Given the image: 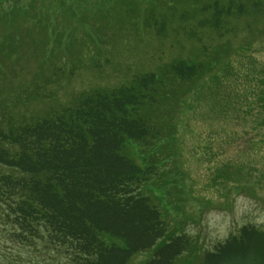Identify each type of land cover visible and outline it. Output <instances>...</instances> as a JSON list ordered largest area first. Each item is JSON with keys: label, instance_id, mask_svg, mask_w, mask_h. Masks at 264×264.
<instances>
[{"label": "trees", "instance_id": "obj_1", "mask_svg": "<svg viewBox=\"0 0 264 264\" xmlns=\"http://www.w3.org/2000/svg\"><path fill=\"white\" fill-rule=\"evenodd\" d=\"M239 1L237 16L250 10L264 28V0ZM233 2L225 12L206 0L202 9L212 12L194 30L225 34L224 18L236 14ZM224 55L161 61L154 70L132 72L118 84L82 90L62 102L48 85L79 70L76 51L71 64L53 63L45 85L20 87L9 100L0 93L4 237L20 245L41 241L65 254L68 264H129L143 253L144 264H183L190 255L188 264H264L262 227L243 224L212 248L198 250L187 232L172 227L149 188L169 175L173 153L167 146L174 139L179 96L201 83ZM7 70L16 76L13 67ZM252 79L258 85L253 103L264 110V63Z\"/></svg>", "mask_w": 264, "mask_h": 264}, {"label": "rangeland", "instance_id": "obj_2", "mask_svg": "<svg viewBox=\"0 0 264 264\" xmlns=\"http://www.w3.org/2000/svg\"><path fill=\"white\" fill-rule=\"evenodd\" d=\"M231 1L236 14L224 18L229 29L218 35L194 30L212 12L202 9L206 0H0L3 100L25 85H45L53 63L71 64L76 51L79 70L48 85L62 102L82 90L118 84L132 72L154 70L161 61L225 54L183 101L179 96L174 139L167 146L173 153L169 175L149 187L172 227L187 232L198 250L246 223L264 229V122L258 123L264 110L253 103L258 85L252 79L264 63V28L250 10L237 16L241 1L211 0L225 12ZM247 42L249 49L243 47ZM3 231L0 222V264H68L65 254L43 242L20 245ZM147 258L138 254L129 264Z\"/></svg>", "mask_w": 264, "mask_h": 264}]
</instances>
